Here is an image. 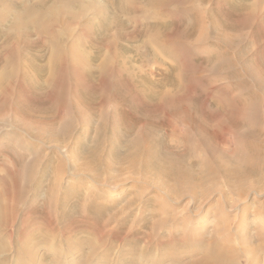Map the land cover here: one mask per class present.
Instances as JSON below:
<instances>
[{
  "label": "rangeland",
  "instance_id": "1",
  "mask_svg": "<svg viewBox=\"0 0 264 264\" xmlns=\"http://www.w3.org/2000/svg\"><path fill=\"white\" fill-rule=\"evenodd\" d=\"M11 1L19 5L22 0ZM94 1L110 13L116 11L112 0ZM227 1H203L208 22L205 42H197V35L188 38L183 34L188 24L183 4L150 9L146 16L144 12L131 13L135 19L129 23V31L144 32L145 26L158 19L170 23L169 38L150 42L156 45L157 40L169 41L174 45L175 58L165 51L154 53L155 45L148 44L145 34L134 31L137 36L133 40L114 39V29L109 34L110 42L101 51L103 55L93 60L96 66L104 64L105 70L94 69L89 76L58 71L54 83L45 88H34L18 73L19 76L9 79L6 89H0L1 101L7 100V112L0 111V194L4 191L10 198L18 199L12 204L13 212L7 223L0 227V254L7 252L8 261H13L15 253L34 248L38 252L48 251L54 263L80 264L75 241L86 234L96 240L102 234L110 242L113 239L114 255L118 256L126 246L120 239L133 234L129 228L139 224L141 212H146L145 230L149 231L153 215L148 212L160 204H166L165 212L176 211L177 219L195 213L201 206L203 209L197 214L202 216L224 209L225 219L232 224L231 237L238 235L239 226L244 239L257 234L258 225L253 218L258 206L264 208V2L261 1L262 10L255 15L237 9L235 4L252 5L257 0H236L231 5ZM95 8L89 14H96L98 7ZM125 18L126 15L122 17ZM216 20L231 24L232 30L227 33L238 45L231 49L213 45L212 37L218 33L214 28ZM82 25H73L71 40L84 44V51L97 54L93 28ZM82 27L89 38L80 37ZM34 37L46 40L40 35ZM112 44H116L114 48L118 46V53H113ZM22 45L8 43L4 48L0 45V52L5 58L14 59L16 67L19 57H14V49ZM37 50L42 53L37 62L46 65L52 48L35 47L23 52ZM67 57L70 58L69 54ZM20 61L24 63L23 58ZM31 74L35 79L42 76L36 69ZM150 92H156L158 98L151 97ZM218 97L222 98L220 102ZM244 104L247 109L255 106L248 115L249 118L252 115L253 121L249 119L243 125L239 111ZM238 117L242 123L235 119ZM3 128L8 130V141L4 131L1 133ZM8 142L9 152L4 147ZM240 144L243 151L239 164L245 167L235 177L228 176L219 166V158H229L236 167L233 156ZM179 153H184V163H189L195 173L190 179L193 187L215 185L207 198L195 196L196 190H192L193 196L185 195L178 200L175 193H167L165 185L171 184L172 177L164 173L166 159ZM61 164L63 169L58 170ZM31 165L34 171L30 170ZM56 177L59 193L52 202L46 192ZM154 200L159 204L153 203ZM129 213L126 228L120 225L116 230L114 223L108 228L104 226L108 225L105 220L110 215ZM208 217L199 220L207 221ZM161 236L174 239L183 234L165 229ZM246 261L244 255L239 259L240 264Z\"/></svg>",
  "mask_w": 264,
  "mask_h": 264
},
{
  "label": "bare ground",
  "instance_id": "2",
  "mask_svg": "<svg viewBox=\"0 0 264 264\" xmlns=\"http://www.w3.org/2000/svg\"><path fill=\"white\" fill-rule=\"evenodd\" d=\"M31 1L32 0H22L20 4L18 5V4H14L11 0H0V45L1 47L4 48L5 46H7L8 43L23 44L21 47L19 46L14 49V57L16 56L19 57L16 59V62H17L16 67L14 66V63H12L14 59H10L9 57L5 58L4 54L0 52V64L2 65L1 70H0V89L1 88L6 89V83L9 81V79L13 78V76L18 75V73H20L21 75L20 77H22V80H26V82L28 81L29 84H31L32 86L34 85V88H42L43 86H46V85L50 86L54 83L53 79L56 76V73L58 71H62V72L69 71L79 76H84V75L89 76L91 72L92 73L94 72V69H97V70L99 69V71L105 70L104 64L96 66L93 63V60H96L97 57H100L103 55L101 51L104 48L107 41L109 40L110 42L111 38L109 34H111L110 31L114 29H115V36H113L114 39L116 38L125 39L126 38L129 40L132 38L133 40V38L137 36V34L135 33L137 32L138 34H141L143 36L144 34L145 36L147 35L148 39L147 38L146 39L149 40L148 44L149 43L154 44L153 42H150L151 39L161 38V37L169 38L171 36L170 23H168L166 19L161 20V21H159L158 19V21L156 20L157 22H154V24H149L148 26H145L143 28L144 32H141L142 30H139V29L138 31L137 29L136 31L134 30L135 32L131 30L129 31L128 29L129 23L133 22L135 19V17L131 15L132 12L133 13L134 12H141V13L144 12L146 16L147 12L150 9H161L164 7L172 6L173 4H177V6L179 4H183L184 9H185L184 14L185 16L188 17L187 18L188 24L183 34H186L188 38L192 35H197V38H196L197 42H205L204 38L208 32V28L206 26V23L208 22H206L205 8L203 6L204 0H179V1L178 0H144V2L143 0H141L143 4L140 3V1L138 0H112L114 6L116 7L115 8L116 11L114 13L111 12L112 14L110 13V11H108L109 9H106L103 6L101 7V5L99 7L97 5V3L99 2L98 1L96 2L94 0H90V2L88 1V3H86L84 0H36L35 2H31ZM235 1L236 0H228L227 4H230V5L234 4ZM261 1L264 2V0H257L252 5H249V4L244 5V4H239L240 2L239 3L236 2L235 7L237 9H243L248 14L258 15L259 9L260 11L262 10ZM107 5L110 6L109 4ZM12 7H16V8H12ZM95 7H98L97 12H95L96 14L94 15L89 14L91 10L96 9ZM2 9H5V10L7 9L6 10L7 12L6 11L2 12ZM233 10L235 9L233 8ZM125 15H126V18L125 20H123L122 17ZM212 19L210 20L211 22L214 20ZM74 24H75L74 27H77V25H80V24H83L82 26L86 24V26L89 27L91 30L93 28L92 31H94L95 34H93L94 37L92 39H93V42L97 43V44L94 43L97 46L95 47L96 48L95 52L97 54L92 55L91 51H87V52L84 51L83 49L84 44L71 40L72 35H73L72 27ZM211 24L213 25V23ZM215 25H217V27H214V28L217 29L216 31L218 33H216L215 35H213L214 37H212V39L215 40L213 42V45L215 46L220 45V46H223L222 48L224 49H231L235 45L239 44V42L237 43L235 42L234 39L230 38V34L227 33L228 31L232 30L230 23L226 21L223 22V20L222 21L216 20ZM84 27H82L83 30L81 31L82 34L80 37L89 38L90 35L89 36L87 35L88 33L84 29ZM35 35L43 36L46 40L38 41V39L34 37ZM3 37L5 38L4 41H3ZM207 37H210V36H207ZM5 41H10V42H5ZM158 41L159 40H157L156 45L154 44L156 47L153 45L154 50L152 49V51L154 53H160L162 51H165L166 54L175 58L174 45L172 46L171 43L166 40H162L159 42ZM152 44H149V45H152ZM115 45L112 46L113 53L117 52L116 49L118 46L114 48ZM35 47H41L43 49L45 47L52 48V51L47 61L48 63L46 65H40V63L37 62L39 59L42 58V53L40 51L37 50L35 51V53L29 52V51H26V53L23 52V49H34ZM129 48H132V47H129ZM68 54L70 58L67 57ZM98 54H101V55L98 56ZM216 56L218 60L221 59L219 54H216ZM86 57H88V61H86ZM22 58H23L24 63L23 62L19 63L20 60L22 61ZM67 59H70L71 61L70 60L67 61ZM221 61H224V60H221ZM229 63H230V60H229ZM226 65H228V63ZM35 69L42 75L41 78L38 77L35 79L33 77L31 73ZM121 71L122 70L120 68V72ZM124 71H126V69ZM167 80L169 82H172L173 78H170V79L168 78ZM175 80H177V78H175ZM178 81L179 80H177V83ZM243 90L244 89H242V92H245ZM150 96L154 98L156 96V92H150ZM221 99L219 97L217 98L219 102ZM261 99L262 98H260L258 102ZM1 100L2 99H0V111L4 110L7 112V100L6 101L5 100L1 101ZM255 101L257 100L255 99ZM245 106L246 104H244L243 109L239 111L240 112L239 117L242 118L243 125L245 122H248L249 119L251 121L252 115H251V118H249L248 115L250 111L254 109L255 105L253 107L251 106L253 109L251 107H250L251 109H247L248 107L246 108ZM246 109H247V112H246ZM239 117L235 119H237L238 121ZM0 119H2V117ZM238 122L242 123L241 120ZM2 132H3V136L6 138L5 140L8 141L9 140L8 130H5V128H3L1 130V133ZM65 133L66 132H64V134ZM37 136L39 137L40 135H37ZM41 137L42 136H40V138ZM246 140L248 139L246 138ZM250 141H251V138H250ZM4 147L7 148L9 152V142L7 144H4ZM236 150H239V151H236L237 154L233 156L236 159V162H235L236 167H233L231 165L232 163L229 158L228 159L219 158V164H220L219 166L225 169V172L227 173L226 175L228 176L233 175L235 177L245 167V166L242 167L239 164V162L242 160L241 158H242V151H243V149H241V144L239 148ZM258 150H260V148ZM233 152H235V150ZM183 155L184 153L182 154L179 153L177 155L174 154L173 157L170 158V160L166 159V163L164 166V168L166 169L164 170V173L166 172L168 174H171V177H172L171 184L165 185L166 186L165 188L168 189L166 190L167 193L169 191L171 193H175L176 195L175 198L176 200H178V199L183 198L185 195L193 196L192 190H196L195 196L200 195L204 199L207 198L210 194L211 189H213L215 185L210 183V184L202 185L198 187L196 184L197 187H193L192 183L190 182V179L194 178L195 173L192 172V167H190L189 163L188 164L186 162L184 163V160L182 159ZM202 162L203 161H201V163ZM181 164L184 165V167L181 166ZM62 169H63V166L61 164L58 166V170H62ZM30 170L34 171V168L32 167V165L30 167ZM248 170H249V167H248ZM242 172H245V171L243 170ZM58 180L59 178L56 177L54 182L51 185H49V187L47 188L48 190L46 194L48 198L50 199V201L52 202L57 198L58 193H59L58 192L59 191ZM157 183L158 185L162 186V183H159L158 181ZM201 184L203 183L200 182V185ZM240 193L242 195L244 194L241 191ZM8 195L5 194L4 191H2V193L0 194V227L1 226L3 227L7 223V219H9V217L11 216L13 212L12 204L14 205L16 201L18 200V199L14 200L13 198H10V196ZM136 197L138 198L139 196H136ZM150 199L152 200L153 198H150ZM152 202L159 204L157 200H154ZM165 205L166 204H160L159 208H155V209L153 208L154 210H151L150 212H148L153 215L152 218L150 219V222L148 220V222L150 223L148 224L150 228L149 231L145 230L147 227V222H145L144 214L146 212H141V216H139V221H138L139 224L137 226L131 225L129 228V231L131 229L133 230V234L131 235L129 233L130 235H125L123 236L124 238L122 239L119 238L122 242L125 243L124 245L126 246L124 250L120 251V255L118 256L114 255L115 243H112L113 239H112V242H110V240L107 239V237L103 234L99 237L100 239L98 240L93 239V236L87 235V234L81 235L78 238H76L75 246H76V251L79 252V261H81L80 264H240L239 259L243 255L247 257L246 264H264V208L263 206L257 207V212L255 214L256 216L254 215V218H253L254 222H257V224L255 223L254 224L258 225V228H256L255 230L257 234L249 236L247 240L243 238L240 226L237 227L238 229H240V231L238 232V230H236V233L238 235L231 237L230 228L232 227V224H230L229 221L225 219L226 217H225L224 209H219V211L217 209L218 212L217 213L215 212L216 214H213L211 212L208 213L209 212L208 211L206 214H203L202 216L201 214H197L203 209V206H201L202 208L199 207V209L195 211V213L189 212L188 214H184L181 217L178 216L179 219H177V215L176 216L174 215L176 211L171 210L172 212H169L168 210H166L165 212V209H164ZM97 214H100V212H98ZM130 215L131 213H129L127 216L125 215L121 216L120 214H112L106 218L105 221H106V224L108 225H104V226L108 228L109 225L112 226V224L114 223L116 225L115 226L116 230H119L120 225H123V227L126 228V225H127L126 222L128 220V216ZM208 215L209 217L207 221H205L204 219L203 221L199 220L201 217L204 218V217H207ZM134 219H137V216H135ZM247 226H250V223L247 224ZM112 229L113 228H111L110 230ZM165 229L171 232L174 231V232L182 233L183 236L180 238L176 237L174 239L171 237L165 238L164 236H161V232ZM76 233L78 232L76 231ZM127 233L128 232H126L125 234ZM1 234L2 233H0V235ZM171 235L172 233H170V236ZM175 244L176 245L181 244V245L174 246ZM6 253L1 252L0 264H70L67 261L65 263L64 262L54 263L53 260H50L51 255L48 254V251L41 250L40 252H38L34 248L30 249L29 251L22 250L19 253H15L13 261L12 260L8 261L9 260L7 259L8 254L6 255Z\"/></svg>",
  "mask_w": 264,
  "mask_h": 264
}]
</instances>
